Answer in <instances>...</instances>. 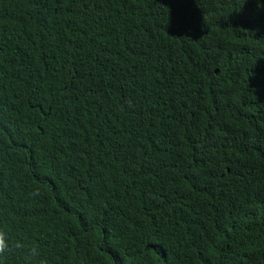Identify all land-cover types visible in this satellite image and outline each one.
Masks as SVG:
<instances>
[{
    "label": "trees",
    "instance_id": "1",
    "mask_svg": "<svg viewBox=\"0 0 264 264\" xmlns=\"http://www.w3.org/2000/svg\"><path fill=\"white\" fill-rule=\"evenodd\" d=\"M0 264H264V0H0Z\"/></svg>",
    "mask_w": 264,
    "mask_h": 264
}]
</instances>
